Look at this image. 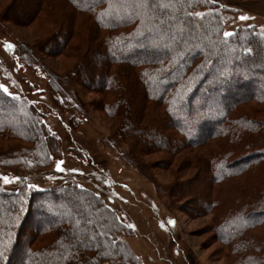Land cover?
I'll return each instance as SVG.
<instances>
[{
	"label": "trees",
	"instance_id": "16d2710c",
	"mask_svg": "<svg viewBox=\"0 0 264 264\" xmlns=\"http://www.w3.org/2000/svg\"><path fill=\"white\" fill-rule=\"evenodd\" d=\"M59 1L92 22L85 36L84 61L77 71L61 81L34 55L38 46L14 40L5 43L6 52L16 56L9 59L7 71L0 59V79L15 86L18 80L26 87L18 94L0 90V138L17 140L18 146L0 152V264H143L141 255L125 239L129 227L103 197L115 184L107 167L66 168L61 163L62 141L48 129L30 98L37 94V84L16 78L12 64L43 81L52 114L58 118L69 113L71 128L87 112L75 84L86 88L89 81L104 90L123 88L118 98L103 105L107 114L120 111L118 116L123 112L125 117L122 131L115 134L126 140L117 155L143 173L137 161L141 151L204 149L205 156L193 160L203 172L190 193L199 208L208 211L218 205L210 197L216 185L264 162V125L252 123L246 115L232 116L242 102H264V85L256 89L253 85L259 78L249 73L253 68L264 82V31L253 24H240L225 37L224 25L231 11L224 0ZM28 2L34 6L24 3L25 9L20 10L35 14L43 0ZM73 13L65 16V30L60 24L59 46L65 47L75 30ZM120 75L129 79L127 85L119 81ZM60 82L66 85L58 86ZM149 104L160 114L141 127L142 112ZM8 105L21 108L23 119L30 123L15 120L14 127L2 121ZM116 141L111 138L104 143L115 148L120 146ZM210 141L218 149L205 148ZM22 143L29 145L19 146ZM69 153L80 162L91 159L78 147H71ZM251 190L234 196V207L217 216L213 225L236 256L234 264H264V242L248 234V229L264 223V182L259 190ZM167 193L179 197L182 192L168 188ZM224 199L227 203L230 197ZM65 210L68 215L62 217ZM27 222L44 236L40 246L20 243V228Z\"/></svg>",
	"mask_w": 264,
	"mask_h": 264
},
{
	"label": "rangeland",
	"instance_id": "374dc122",
	"mask_svg": "<svg viewBox=\"0 0 264 264\" xmlns=\"http://www.w3.org/2000/svg\"><path fill=\"white\" fill-rule=\"evenodd\" d=\"M224 1L231 11V19L224 25L225 32L232 31L240 24H253L264 31V0ZM24 3L34 6L28 0H0V59L3 61L1 67H6L7 71L10 67L9 59L16 57L6 52L5 43L19 41L38 46L35 52L33 51L34 55L38 56L37 58L45 67L63 81L68 73L77 71V66L84 61L82 58L86 46L85 36L90 34L88 30L92 26L91 19L85 14H74L68 5L59 0H43L42 6L38 5L35 14L21 11L20 8L25 9L22 6ZM72 13L74 19L72 24L75 30L71 32L67 45L59 46L61 41L59 27H62L60 24H63L65 30V25L68 23L65 16ZM12 16L16 18V21L10 20ZM241 17L244 18L241 19ZM12 66L16 67V78L23 77L26 81L37 84L38 92L30 98L44 115L43 119L48 129L62 141L61 163L66 168L107 167L115 184L110 194H105L103 197H106L105 202L117 212L125 226H133L128 228L125 239L134 253L141 255L143 264H234L233 260L236 256L232 254L230 246L222 242L218 231L214 230V221L217 216L225 213L230 207H234V196L242 195L246 190L252 192L251 189L259 190L262 187L264 162L256 166L250 165L246 168L247 170L232 177L227 183L216 185L210 197L212 200L216 199L218 205L212 210L204 211L196 204V196L190 193L191 188L198 185L203 172L200 171L197 163H193V160L194 157H204V149L203 152H197L194 148H186L175 153L161 149L141 151L137 161L143 166L144 172H139L125 164L117 155L118 150L125 147L124 142H126L115 136L118 131H122L121 125L125 119L123 112L121 116H118L120 111L111 116L103 110V105L112 103L118 98L123 93V88L115 91L104 90L96 87V82L88 84L89 81L86 88L75 84L78 98L87 112H84L83 117L77 114L79 125L71 128L68 123L69 113L61 114L58 118L52 114L53 107L43 81L30 74L28 70L20 69L17 64ZM252 69L249 73L259 78L253 86L256 89L262 88V84L264 85L262 75H258ZM128 80L122 75L119 76L122 84L127 85ZM17 82L18 85L15 86L11 85L12 83L10 84L7 79H0V85H4L9 94H18L19 89L26 90L23 83L19 85L18 80ZM63 85L66 84L60 82L58 86ZM196 97L198 96H195V99ZM131 106L134 108V104ZM20 109L17 106L8 105L5 110L8 114L5 118L3 116L5 113H2V121H8L14 127L17 126L16 122L14 123L15 120L30 123L23 119ZM129 109L131 110V107ZM183 111L186 112L185 107ZM142 113L141 127L160 114V110L149 104ZM241 115H246L254 124L264 125V102L259 103L252 99L242 102L232 111V116ZM129 118L131 120L130 113ZM25 124L28 125V123ZM111 138L116 139L120 146L115 148L107 146L104 140ZM16 143L17 140L3 141L0 138V152L18 147ZM214 143L210 141L204 147L218 149V144L214 145ZM23 145L22 143L19 146ZM71 147L82 149L91 159L88 162L85 160L80 162L73 158L69 153ZM29 159L31 162L34 161V158ZM91 161L94 163L93 166ZM50 167L52 165L48 166ZM83 184L92 186L90 182ZM168 188L182 193H179V197H176V194L170 196L167 193ZM225 197H230L229 202H225ZM56 214L61 215L60 212ZM67 215L66 210L63 211L62 217ZM27 223L20 228V243L40 246L44 243V236L36 234L34 226L30 225L32 223ZM248 234L264 242V223L248 229ZM21 256L23 253H20ZM16 260L19 261V259Z\"/></svg>",
	"mask_w": 264,
	"mask_h": 264
},
{
	"label": "snow or ice",
	"instance_id": "6c2138e0",
	"mask_svg": "<svg viewBox=\"0 0 264 264\" xmlns=\"http://www.w3.org/2000/svg\"><path fill=\"white\" fill-rule=\"evenodd\" d=\"M158 7H162V6H164V5H157ZM196 15L197 16H201L202 15V13H199V12H197L196 13ZM244 17H241V19H243ZM224 36L225 37H230L231 36V33L230 32H224ZM7 47L8 48H11L12 47V45L11 44H8L7 45ZM0 90H3L4 92H8V90H7V88L4 86V85H0ZM59 163L57 164V168H58V170H59ZM5 180H6V182H7V178H4ZM170 223H172V221H170ZM129 227H133L132 225H129Z\"/></svg>",
	"mask_w": 264,
	"mask_h": 264
}]
</instances>
